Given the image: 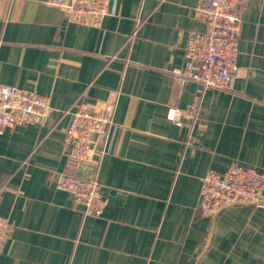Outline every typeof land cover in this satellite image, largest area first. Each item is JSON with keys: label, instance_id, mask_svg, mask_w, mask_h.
<instances>
[{"label": "crops", "instance_id": "1", "mask_svg": "<svg viewBox=\"0 0 264 264\" xmlns=\"http://www.w3.org/2000/svg\"><path fill=\"white\" fill-rule=\"evenodd\" d=\"M48 1L0 0V83L51 107L43 123L0 131V216L11 227L0 264H264V190L263 205L196 211L207 171L264 176V0L239 6L236 71L208 91L174 75L189 35L206 30L204 0H110L99 29ZM73 105L114 109L109 151L90 164L66 157L62 113ZM68 171L96 178L100 217L55 188Z\"/></svg>", "mask_w": 264, "mask_h": 264}, {"label": "built area", "instance_id": "2", "mask_svg": "<svg viewBox=\"0 0 264 264\" xmlns=\"http://www.w3.org/2000/svg\"><path fill=\"white\" fill-rule=\"evenodd\" d=\"M247 1L204 0L201 3L196 14L206 30L192 33L186 41L184 65L174 72L180 84L192 81L199 84L202 91L228 87L236 71L240 27L238 8ZM48 3L62 10L76 24L98 29L111 13L110 0H49ZM135 32L136 29L132 36ZM198 101L199 97L195 96L187 110L194 111ZM73 106L62 113L69 117L63 138L66 157L74 166L90 164L94 157H101L109 151L114 109L110 105L96 111ZM50 112L46 97L0 83V131L8 126L43 123ZM180 115L179 109L171 106L167 119L180 125ZM54 185L57 190L70 195L84 215L100 217L103 214L107 199L95 177L80 178L68 171L58 174ZM263 190L264 176L253 167L233 164L221 173L207 171L200 183L197 214L202 218L212 217L236 205H263ZM10 229L8 220L0 216V250Z\"/></svg>", "mask_w": 264, "mask_h": 264}]
</instances>
